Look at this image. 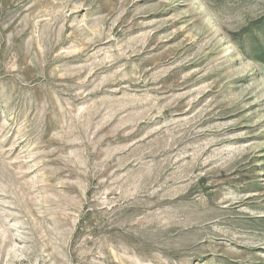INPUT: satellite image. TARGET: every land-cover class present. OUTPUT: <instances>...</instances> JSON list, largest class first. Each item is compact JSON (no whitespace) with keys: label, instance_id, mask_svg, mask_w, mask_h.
<instances>
[{"label":"rangeland","instance_id":"obj_1","mask_svg":"<svg viewBox=\"0 0 264 264\" xmlns=\"http://www.w3.org/2000/svg\"><path fill=\"white\" fill-rule=\"evenodd\" d=\"M264 0H0V264H264Z\"/></svg>","mask_w":264,"mask_h":264},{"label":"trees","instance_id":"obj_2","mask_svg":"<svg viewBox=\"0 0 264 264\" xmlns=\"http://www.w3.org/2000/svg\"><path fill=\"white\" fill-rule=\"evenodd\" d=\"M256 51H257L258 59H261L262 61H264V46H258Z\"/></svg>","mask_w":264,"mask_h":264}]
</instances>
